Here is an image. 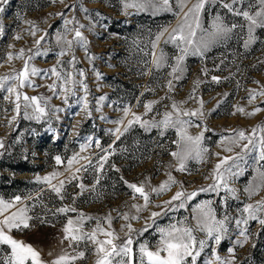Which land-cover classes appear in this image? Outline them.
<instances>
[{"label": "rangeland", "instance_id": "obj_1", "mask_svg": "<svg viewBox=\"0 0 264 264\" xmlns=\"http://www.w3.org/2000/svg\"><path fill=\"white\" fill-rule=\"evenodd\" d=\"M224 2L231 3V0H210L201 16L203 27L208 28L217 15L221 16L225 25L231 27L236 24L237 27L226 39L215 43L202 55L186 56L183 72L172 75L169 74L176 63L175 57L180 54L179 50L172 43L164 42L167 35L162 37L155 51L157 55L162 51L167 60L157 68L152 64V41L163 29L171 31L176 27L175 0H171L173 12L156 14L150 10L125 9L123 0H7V3H0L4 9L0 12V77L18 74L23 70L25 60L31 56L29 68L47 72L57 66L62 73L74 72V78L83 80L88 89V111L91 115L83 110L81 98L85 92L81 86H76V95H69L68 104H65L63 93L53 95L48 88L55 77L50 74L45 76L44 72L30 76L33 86H26L20 91L28 96L51 97L49 115L39 121L24 118L23 100L17 115L14 103L4 99L8 93L0 89V141L4 145L0 148V198L11 201L20 196L23 199L30 210L28 215L33 217L29 222L31 227L14 229L12 235L32 245L46 264L63 253L75 255L78 251H84L85 256L75 264H95L96 255L91 243L81 242L78 246L69 247V241L63 239L67 220H75L80 214L93 218L84 221V231L90 232L100 219L101 226L114 231L121 241L127 234V228L122 230L121 226L130 223L135 230L132 233L134 250H138L140 243H147L155 249L159 239L156 226L166 227L184 218H188L189 225H194L192 208L201 201L212 200L218 218L222 216L224 208L220 205V198L226 195L223 191L219 195L201 192L178 211H168L164 201L178 190L191 192L213 182L211 173L219 159L235 156L241 151L239 146L228 143L227 138L233 136L234 130H243L251 135L252 129L257 128V140L264 135L257 127H264V96L259 95L264 91V28L254 30V40L246 48L247 22L224 8ZM236 7L254 13L259 5L257 0H242ZM65 19L74 20L73 24L67 25L69 29L84 25L80 30L87 41V52L77 45L73 52L58 55L61 48L66 47L58 44L56 39L64 33ZM65 35L67 39H72L74 33L67 32ZM41 36L44 39L37 45L36 40ZM21 50L23 58H16ZM37 52L40 54L37 55ZM9 53L12 59H9ZM72 55L77 61L74 65L68 63ZM89 57L95 59L90 61ZM58 60L63 63L57 65ZM81 70L83 77L78 75ZM176 76L180 78L176 79ZM213 77L218 80H213ZM169 81L172 82L171 91ZM251 94H255L256 98L250 102ZM101 96L105 100L98 103ZM11 99L14 101L15 97ZM150 101L158 103L145 115L144 104ZM173 102L183 110L203 113V116L183 117L192 121V126L187 129L190 135L203 131V147L208 149L201 161L189 160L187 170L183 172L176 170L177 161L170 155L176 151L175 129H167L161 135L160 129L145 130L137 123L119 140L112 134L116 127L123 129V125L114 123L123 118V108H130L144 120H159L165 111H171ZM97 108L100 111H96ZM237 108H243L244 113L238 112ZM256 108L260 111L247 115ZM55 109L63 111L56 112ZM127 119H132V116ZM97 140L99 148L95 143ZM82 144L87 145L83 152ZM226 147H231L232 151H226ZM102 149H108L113 154L108 157L103 170L97 172L99 159L105 154ZM76 154L88 159H80L71 172L66 171L68 159ZM254 155L250 153L245 157L246 165L239 162L243 172L230 181L238 199L228 200L227 211L235 218H240L238 209L245 204H255L264 199V188L251 197L244 191L258 175L256 169L259 165L253 159ZM56 156L61 157V165L56 164ZM81 165L86 170L75 173L79 179H71V173ZM53 171L63 173L58 177L65 179L61 193L63 198L36 180ZM169 172L177 183L159 195L151 192V187H157L166 180ZM98 175L99 183L96 179ZM124 181L146 185L151 201L147 209L137 212L131 207L132 204L142 205L143 199L138 194L133 199ZM53 183H58V180ZM81 183L85 186L83 191L77 186ZM62 207L75 208L76 211L58 213L56 210ZM152 212L167 214L157 217L153 227L139 234L147 224L152 223L148 219ZM124 213L137 215L139 219L125 221L120 218ZM109 215L112 217L110 229L104 223V218ZM258 216L264 219V213H258ZM41 220L45 222L41 223ZM242 229L247 230L246 241L239 235ZM196 235L200 239L205 238L203 233L197 232ZM98 238L104 239L103 236ZM213 248L222 259L232 260V264H264V225L257 219L237 228L233 219L228 234L218 245L209 240L197 264L211 259ZM229 249L232 251L229 252ZM7 251V246H0V255Z\"/></svg>", "mask_w": 264, "mask_h": 264}, {"label": "snow or ice", "instance_id": "obj_2", "mask_svg": "<svg viewBox=\"0 0 264 264\" xmlns=\"http://www.w3.org/2000/svg\"><path fill=\"white\" fill-rule=\"evenodd\" d=\"M55 2V0H53ZM63 2V0H61ZM210 0H195V2H190V0H175L174 12L178 17L176 27L169 31L167 28L163 29L154 41H152L153 48V59L152 64L159 68L166 63L167 57L161 51L159 55L156 54L155 49L158 43L161 41L162 37L167 35L165 43H172L179 50V55L175 57L176 63L172 67V73L183 72V61L188 55H202L204 51L209 49L215 43H218L222 39H226L228 34L237 27L233 24L231 27L225 25L221 16L217 15L213 18L212 23L208 28H204L202 25L201 16L206 10V5ZM0 3H7V0H0ZM125 9H135L137 11H151L153 14L159 13L161 11L173 12V5L171 0H123ZM242 3V0H231V3L224 2L222 6L226 8L235 16H241L247 22L248 29V40L245 41L244 46L247 48L249 44L254 40L253 32L256 28H264V0H257L259 5L258 10L254 13L242 8H237L236 4ZM190 4V6H189ZM65 7H68L65 5ZM87 11V9H83ZM3 7H0V12H3ZM58 15H63V13H58ZM99 15V13L97 14ZM74 20L65 19V29L64 33L57 36V43L66 45L62 47L59 56H64L69 52H73L75 46H79L85 49L87 52V41L81 32V28L84 25H79V27H74L69 29L67 25L73 24ZM73 32L74 35L72 39H67L65 33ZM2 33V29H0ZM35 31L32 35L35 36ZM19 38V37H17ZM44 39L41 36L39 40H36V44L39 45ZM37 55L40 53L37 52ZM23 50L17 55L16 58H23ZM12 54L9 53V59H12ZM24 62V68L18 74L11 76L0 77V89L5 90L8 95L4 99L9 100L10 103H14V111L17 115L21 111V103L23 100L24 118L25 119H35L37 121L42 118H46L49 115V100L51 97L43 96H28L23 94L20 89L28 86L31 87L32 81L30 76L40 75L44 70L37 69L35 67L29 68V60ZM95 57H89V60H93ZM75 55H72L71 59L68 61L69 64L74 65L76 63ZM63 61L58 60L57 65L62 64ZM45 76L51 75L56 79L52 84L48 85L50 91L53 95L58 93L64 94V103L68 104V96L76 95L75 89L79 85L83 88L85 96L81 99L83 100V110L91 115L88 111V101H87V85L84 84L83 80H77L74 78V72H61L58 70L57 66H53L47 72H44ZM79 76L83 77L84 72L81 70L78 73ZM99 78V73H97ZM179 79V76L175 77ZM213 80H218L217 77H213ZM15 82V83H13ZM59 82V83H58ZM198 83V82H197ZM169 90L172 89V82H168ZM259 95L264 96V91L260 92ZM15 97L13 101L11 97ZM255 94L250 95L251 100L255 99ZM105 100L104 96L99 97L98 103ZM157 101H150L144 104L145 115L151 112L154 104ZM202 103V102H201ZM31 109V111H28ZM54 111L59 112L63 109H55ZM96 111H100L99 108ZM123 118L114 121L117 125H123L121 127H116L112 132L117 140L120 136L127 132L134 124H139L145 130H151L152 128H157L161 130V135L167 129H175L177 139L174 141L176 145V151L170 153L172 158L177 161L176 170L186 171V165L189 160L201 161L204 154L208 151L207 148L203 147L204 133L201 131L198 135H190L188 133V127L192 126V121L190 119H183V117L192 116H203L202 112L199 111H186L181 109L175 102L171 105V111H165L162 114V118L159 120H144L141 116L136 115L131 112V109L125 107L122 109ZM238 112L244 113L243 108H237ZM260 111L259 108L254 109L253 112L247 113V115H254L255 112ZM131 115L132 119H127ZM15 116L12 117L15 120ZM125 119L127 123L125 124ZM260 131L264 133V127H260ZM206 130V129H205ZM257 128H253L251 135H247L243 130H234L233 136L228 139L229 144L237 145L241 148V151L235 156H226L219 159V162L215 164L213 171L211 173L212 183L206 187H201L198 190L191 192L184 191L183 189L176 191L169 200L164 201V205L167 206L168 211H178L179 209L185 208L189 201H192L201 192H215L217 195L223 191L226 195L220 198V205L224 208V212L221 217L218 218L217 209L213 206L214 202L212 200L201 201L192 208L191 219L195 222L194 225H189L187 223L188 218L178 220L176 223L169 224L166 227L156 226L155 231L159 234V239L153 250L147 243H140L138 250H134L133 236L132 233L135 231L130 223L122 225V230L126 227L127 234L126 238L122 241L120 237L112 230L105 229L101 226L100 219H97V224L94 229L90 232L84 231V221L91 220L92 217L84 216L80 214L75 220L68 219L67 223L63 228L64 237L63 239L69 241V247L78 246L81 242H89L93 246L94 253L96 255L95 264H197L198 258L201 253L208 246L209 240L213 241L215 244H219L229 232V224L234 219L237 228L241 224L247 225L249 220L259 219V223L264 225V219H260L258 213H264V199L257 201L255 204L249 203L245 204L243 208L238 209L240 218L232 217L228 214V200L238 199L236 196V190L230 186V181L242 174L243 168L239 162L247 164L245 159L250 153H255L253 159L259 167L256 171L258 173L257 177L250 182L249 186L245 188V192L251 197L256 194L261 188H264V135H261L257 140L256 137ZM91 141V137L88 138ZM241 141H247V143L241 144ZM96 146L100 147V142L95 141ZM3 142L0 141V148H3ZM87 145H81V152L85 150ZM111 147V146H109ZM226 151L231 152V147H226ZM105 153L100 157L98 162L97 172H100L104 168V164L107 162L108 157L112 155L108 149H102ZM219 156V154H217ZM57 165L63 163L60 156L54 157ZM80 159H88L87 157H80L76 154L68 159V168L66 171L71 172L74 164L78 163ZM231 161V163H229ZM89 163H91L89 161ZM115 168V165H113ZM84 169V166L77 167L75 172L71 173V179H79L75 173H79ZM119 171V169H116ZM63 173L53 171L49 175L44 177H37V182H42L46 184L52 192L61 198L62 191L65 187V179H58ZM167 179L162 181L157 187H151V192L157 195L170 190V188L177 183L173 178L171 173H167ZM208 177H206L207 179ZM67 179V178H66ZM97 183H99L100 176L96 177ZM54 180H58V183H53ZM70 182V181H69ZM127 188L131 190L132 198L136 199L137 194L143 199V204H132V208L137 212L147 209L148 205L151 203L149 192L146 191V185L141 182L139 185L136 183H130L124 181ZM82 191L84 190V185L81 183L77 185ZM93 190L95 185L92 186ZM32 199V197H28ZM23 205V206H20ZM160 207V205H157ZM14 209V210H13ZM29 208L24 205V201L20 196L14 197L11 201H6L0 198V246H7L9 251L4 252L0 255V264H46L42 260L40 253L30 244H27L21 240H17L12 235L14 229L21 230L30 228V221L33 219L29 213ZM58 213H67L69 211L75 212V208L62 207L56 210ZM165 213L152 212L148 217L151 220V224L142 230L141 233L146 232L148 228L153 227L156 224V218ZM123 220H137L139 216L133 215L129 216L128 213L121 215ZM112 217L109 215L104 218V223L108 224V228H111ZM45 221L41 220V223ZM200 232L204 234L203 239L197 237L196 233ZM244 240H247V230L242 229L239 233ZM103 236L104 239L98 238ZM119 241V242H118ZM240 243V241H237ZM232 249H229L231 252ZM85 256L84 251H78L75 255H69L63 253L56 257L55 259L48 262V264H75L78 259H83ZM211 259L206 260L204 264H232L230 259H222L217 255L216 250L213 248L211 251Z\"/></svg>", "mask_w": 264, "mask_h": 264}]
</instances>
